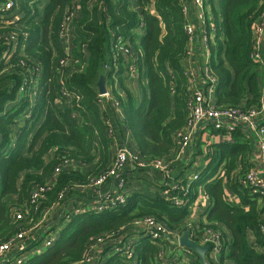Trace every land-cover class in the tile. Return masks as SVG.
<instances>
[{
	"label": "trees",
	"instance_id": "obj_1",
	"mask_svg": "<svg viewBox=\"0 0 264 264\" xmlns=\"http://www.w3.org/2000/svg\"><path fill=\"white\" fill-rule=\"evenodd\" d=\"M6 1L0 0V6ZM133 1L138 9H133ZM205 1L215 20L209 65L217 78L216 105H258L262 85L259 64L251 53L264 0ZM15 3L4 12L0 7V244L32 229L27 250L40 248L41 240L43 247L22 264H81L101 244L107 245L94 264H164L157 258L159 246L146 237L136 241L133 259L112 254L113 242L130 232L136 218L153 216L179 232L187 228L189 204L176 206L162 193L163 187L154 196H129L125 205L103 213H75L69 204H75L72 198L78 186L90 183L110 166L113 135L108 133V111L101 106L97 88L103 72L111 95L123 109L124 125L137 153L158 160L177 147L176 135L186 124L190 100V81L183 65L189 43L183 0ZM67 17L70 33L61 37ZM138 31L143 32L141 37ZM130 65L144 81V91L150 92L141 103L127 85L133 74ZM214 130L227 135L226 130ZM229 133L232 141L210 147L209 163L198 172L186 198L194 201L204 185L211 199L207 220L225 228H220L225 239L226 233L231 236L220 264H264V199L238 183V176L251 167L253 141L244 128ZM65 160L92 166L88 171L63 169L33 205L32 192L50 183ZM222 168L223 173L215 177ZM228 190L241 196L243 206L226 200ZM66 204L68 210L62 217L35 231L44 211ZM58 222L65 224L56 230ZM51 237L55 240L46 245L44 241ZM193 257L187 264H201L198 256Z\"/></svg>",
	"mask_w": 264,
	"mask_h": 264
},
{
	"label": "built area",
	"instance_id": "obj_2",
	"mask_svg": "<svg viewBox=\"0 0 264 264\" xmlns=\"http://www.w3.org/2000/svg\"><path fill=\"white\" fill-rule=\"evenodd\" d=\"M195 4L199 7V20L202 25L203 31V41L205 43V59L206 66L204 69V81L209 84L210 88L215 89L217 83L216 76L213 75L210 68V49L209 40L213 38L215 34V20L214 14L207 12L208 8H211L208 1L205 0H194ZM16 6L15 0H7L5 3L1 4L2 12L10 10ZM183 9L186 16V29L189 33V43H188V53L185 58H189L192 61V51L191 42L193 36V25L188 22V6L183 2ZM69 20L67 17L64 23V28L61 32V37H68L70 33ZM8 22V20H3V22ZM125 53H129V48L122 46ZM67 53L70 54V49H66ZM251 58L253 61L259 64V67H264V10L259 15L258 21L254 27V39H253V50L251 53ZM63 64V62H62ZM108 69V66L105 67ZM130 69L133 74L137 73V69L134 65H130ZM185 74L188 76L190 81V100L187 106V116L185 126L177 132L176 141L177 147L171 153L176 158H181L182 155L190 149L193 143L195 131L205 125H212L213 129L216 130H226L227 135L234 131L236 128H244L248 132V136L253 141V147L255 148V158L257 160L256 166H251L250 169L245 171L242 175L238 176V183L244 189H247L252 195H256L258 199H264V99H260V103L255 106L243 108V107H229L222 108L218 107L215 103V99L212 100L204 90L195 87V73L191 68H184ZM111 86L106 83V92L104 94L99 93L100 103L103 98H109L112 100L113 105L121 107L119 102L113 98L110 93ZM106 124L108 125V133L113 135V128L111 122L107 119ZM128 165H134L138 169H153L159 171L166 175L169 170V162L163 159L158 160H148L141 157L136 150H132L128 147L121 149L113 161L111 162L109 168L104 171L100 176L91 180L90 183L82 186H78L85 189H92L97 199H93V204L82 203V208H71L72 212L84 213V212H94L103 213L109 210H114L122 205H125L128 199L127 194V180H122L115 183L113 191L109 194H101L100 188L107 181L113 180L117 175L124 171ZM70 161H64L59 167L55 169V175L51 178L50 183L36 188L31 194V203L35 205L40 198L51 188V185L56 181L58 174L62 172L63 169L70 168ZM221 171L220 174H222ZM198 173H195L187 180H175V183L170 185H164L162 193L165 196L170 197L172 202L176 206H182L189 204L190 207V217L186 223L189 230L190 239L196 241L199 245L205 246L209 245L210 249L207 251V260L218 262L220 264V258L223 253V249L227 245V239H225L223 231L218 227L206 223L205 226H201V223L196 220V210H197V198L190 202L187 200V196L190 191L191 183L198 179ZM164 182V181H163ZM162 182V183H163ZM174 192V193H172ZM207 199H210L203 190ZM181 194L183 195L181 197ZM251 195V196H252ZM63 197V196H62ZM68 210V205H66L65 211ZM20 215H18L19 217ZM262 230H264V225H262ZM131 229L136 234V239L131 237L121 236L115 240L114 248L112 254L119 255L120 257L126 259H133L137 253L136 241L142 237L150 239L153 244L159 246L158 259L163 261L164 254H167V250L170 249V253L166 256L164 264H187L188 259L191 256L197 254L192 250L181 247L179 244V238L184 231L173 230L169 228L164 222L153 216H144L136 218L132 221ZM32 229L22 231L12 236L7 241L0 244V263L3 264L8 261L16 260L18 264L23 263V258L21 254L27 252L28 244H26L27 239H32L34 234H30ZM55 237H51L44 241L46 245L52 244ZM132 240L134 242H132ZM27 246V247H26ZM40 252L41 249L35 250ZM35 251L33 253L35 254ZM96 255V254H94ZM93 255V256H94ZM10 258V259H9ZM92 256L83 261L81 264H86L91 260ZM169 258V260H167ZM100 258H97L99 262ZM211 264V263H210Z\"/></svg>",
	"mask_w": 264,
	"mask_h": 264
},
{
	"label": "crops",
	"instance_id": "obj_3",
	"mask_svg": "<svg viewBox=\"0 0 264 264\" xmlns=\"http://www.w3.org/2000/svg\"><path fill=\"white\" fill-rule=\"evenodd\" d=\"M183 2L188 6V15L187 20L189 23L193 25V36H192V42H191V51H192V61L187 57L183 60L184 68H191L195 73V87L201 90H204V92L212 99L214 100V90L210 88L209 84L205 83V79L203 76L204 69L206 66V59H205V43L203 41V31H202V25L199 20V7L195 4L194 0H183ZM133 9H138V6L135 5V2H132ZM215 7V6H214ZM151 13H155V10L153 7L150 8ZM208 13H211V8L207 9ZM143 32L138 31L139 37H141ZM106 71V70H105ZM102 74H106V72H103ZM259 74H260V81L262 85V97L264 99V67H259ZM106 76V75H105ZM144 81L140 78L139 72L136 74H132L127 79V85L132 89V91L135 94V97L138 101V103H141L144 99V96L149 97L150 92L147 90L146 92L143 89L142 83ZM106 83L109 84L106 78ZM98 88V87H97ZM99 92V91H98ZM264 102V101H263ZM101 106L103 109L108 111V117L107 119L111 122L112 128H113V137L111 139V145H110V163L113 161L116 154L123 148L128 147L132 150L135 149V143L132 137V134L125 128L124 125V112L122 107H117L113 105V102L109 98H103L101 101ZM247 132V131H246ZM248 133V132H247ZM224 141H232L231 137L228 135H223L216 133L213 129L212 125H205L195 131L194 139L192 146L188 151H186L181 158H176L173 153L167 155L165 157V160L169 162V170L167 171L166 175L159 171H155L153 169H138L134 165H128L127 168L120 172L117 177L113 180L107 181L104 183L100 190L101 194H109L111 191H113V187L115 183H118L122 180H127L129 188L127 191L128 197L132 196L134 194H143L148 196H154L157 190H159L164 185H170L175 183V180H181V179H188L195 173H198L200 170L205 168L208 165L207 160V153L210 151V147L213 145H220L221 142ZM255 148L252 147V154H251V166L257 165V160L254 157L255 156ZM47 159H50V155L47 157ZM70 166L75 169H80L83 171H88L92 165H84L79 164L76 162H70ZM222 169H219L217 175H220ZM214 177V178H215ZM213 178V179H214ZM51 179V178H50ZM164 181V182H163ZM163 182V183H162ZM82 190H85V188L77 187L76 192L73 193L75 196V193H80V196L82 195ZM204 185H201L198 189V196H197V210H196V220L199 218V222L204 223H210L207 220L206 213L211 206V199H207L205 196V193L203 192ZM92 197H81L82 202L87 204L90 202L89 199H97V195L92 193ZM79 196V197H80ZM75 203H79V200L76 198L74 199ZM226 200L237 206H243L244 201L242 200L241 196H239L237 193L228 190L226 195ZM263 200V199H260ZM67 205V204H66ZM66 205H59L58 207H53L52 209H48L44 211L39 220V222L36 225L35 231L41 230V225L44 222L45 224L47 222H55L56 219L62 217V213L66 208ZM69 206V205H68ZM214 224V223H213ZM217 225V224H216ZM219 228H221L223 231L225 230L224 227L217 225ZM131 229V228H130ZM226 233V231H225ZM227 234V240L231 241V236ZM123 236L131 237L133 240L136 239V234L130 230L128 234H123ZM249 241H254V236L252 233H249ZM105 245H98L97 249H95L94 254L98 255V258H102V253L104 252ZM103 248V251L100 254H97L96 252H99ZM227 253V252H226ZM34 254L32 251H27L21 254V258H23V262L25 263L28 259L33 257ZM109 254V253H108ZM191 257V256H190ZM192 259L195 260V258L192 256ZM10 259V258H9ZM5 263H13V262H5ZM211 264H219L218 262L210 261ZM209 263V264H210ZM1 264V263H0ZM4 264V263H3ZM18 264V263H16ZM22 264V263H20Z\"/></svg>",
	"mask_w": 264,
	"mask_h": 264
},
{
	"label": "water",
	"instance_id": "obj_4",
	"mask_svg": "<svg viewBox=\"0 0 264 264\" xmlns=\"http://www.w3.org/2000/svg\"><path fill=\"white\" fill-rule=\"evenodd\" d=\"M97 87L100 94H104L106 92V76L104 74L99 77ZM179 244L181 247L187 248L196 253L201 264H209L206 253L210 249V246H201L196 241L190 239L188 229H186L180 236Z\"/></svg>",
	"mask_w": 264,
	"mask_h": 264
},
{
	"label": "rangeland",
	"instance_id": "obj_5",
	"mask_svg": "<svg viewBox=\"0 0 264 264\" xmlns=\"http://www.w3.org/2000/svg\"><path fill=\"white\" fill-rule=\"evenodd\" d=\"M82 192V195L80 196V193H75V196H74V198H72V199H78L79 200V203L77 202V203H75V204H73V202L71 203V204H69L70 205V207L71 208H75V209H77V208H82L83 207V205H82V198L81 197H89V198H91L92 197V193L94 192L92 189H85V190H82L81 191ZM80 196V197H79ZM90 200V203L89 204H93V202H92V200L91 199H89ZM74 202H75V200H74ZM43 224L41 225L42 227H41V229L42 228H44V225H45V223L44 222H42ZM64 224H65V222H58V225L56 226V230H58L59 228L61 229L63 226H64ZM26 244H28L29 245V247H30V239H27L26 241ZM38 246L42 249V247H43V240H41L39 243H38ZM44 250H46L47 248H43ZM103 251V248H101V250L99 251V252H96L97 254H100L101 252ZM169 253H170V249L169 250H167V254L165 255L164 254V256H163V262L166 260V256H168L169 255ZM32 255H34V254H32ZM34 257V256H33ZM97 258H98V255H94V256H92V258H91V260L88 262V263H86V264H94L95 262H96V260H97ZM11 262H13V263H11V264H16L17 263V261L16 260H14V261H11ZM4 264H9V263H4Z\"/></svg>",
	"mask_w": 264,
	"mask_h": 264
}]
</instances>
